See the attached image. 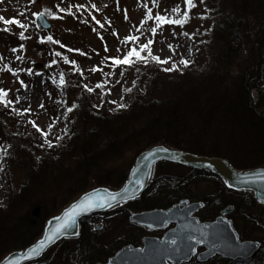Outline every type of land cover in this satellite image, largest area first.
Here are the masks:
<instances>
[{"label": "trees", "instance_id": "16d2710c", "mask_svg": "<svg viewBox=\"0 0 264 264\" xmlns=\"http://www.w3.org/2000/svg\"><path fill=\"white\" fill-rule=\"evenodd\" d=\"M174 8L177 6H173L170 12L165 10L164 16L178 18ZM239 12L253 15L257 20L256 39L258 47L264 50V0H236L234 15ZM234 20L233 15L227 18L229 23L234 24ZM8 27L13 31L12 25ZM31 34L40 40L45 36L36 27ZM9 39L15 40V36ZM16 39L22 40L20 35ZM234 39L241 37L234 33ZM126 40L128 38L123 41L125 55L132 48L140 50L142 45L137 40L125 43ZM38 46L44 48L42 44ZM197 50L199 48L195 45L189 66L182 72L165 71V65L157 64L147 57V52H141L147 62L137 61L131 67L122 66L117 72H133L139 79V86L145 87V94L138 88L123 102L126 107L113 109L107 104V93L104 95L105 104L98 108L92 105V92L82 78V59L76 55L70 70H64V84H60L59 89L74 93L76 85L82 98L80 102L74 101L67 106L68 110L72 109L68 111V123L60 139L50 143L51 147L47 142H39L35 128L23 115L13 111L15 101L12 97L6 98L12 101L8 107L0 104V155L6 162L5 167H0L4 173L2 190L6 201L0 203V263L8 255L23 251L38 241L49 222L81 195L101 187L120 188L140 153L154 146L224 158L238 170L264 167V78L259 76L264 69V54L258 62L255 83L246 84L244 75L228 83L229 77L221 70L220 63L225 57L222 55L213 70L204 68V76L195 85ZM64 51L53 50V58L60 61L59 64L73 56V52ZM255 87L259 88V100L253 105L251 90ZM67 102L59 99L54 105L57 108ZM7 119L17 120V130L6 128ZM208 143H212L209 148ZM129 149L136 154L134 162L118 178L102 177L105 166L125 155ZM163 163L188 169L190 173H167L153 181L141 197L123 206L146 211L168 209L183 198L201 200L205 206L197 216L202 222L215 220L219 212L233 206L228 217L240 238L261 244L255 255L239 260L216 256L208 262L193 259L184 264H264V206L254 194L228 187L209 171ZM199 173L207 174L206 179L214 186L212 191L200 197L191 195L186 189ZM21 178L22 182L17 183ZM56 188L60 193L51 194ZM60 196L66 198L58 205ZM216 196H220L219 205ZM103 214L109 215V223L119 220V225H124L122 227L128 228L130 233L111 243L107 231H96L97 215H92L80 221L79 235L73 239L74 245L69 251L64 252L70 239L62 240L33 264H58L60 261L61 264H105L123 247L122 244H139L142 228L129 222L127 209L120 207ZM52 252L57 257L51 259Z\"/></svg>", "mask_w": 264, "mask_h": 264}, {"label": "rangeland", "instance_id": "374dc122", "mask_svg": "<svg viewBox=\"0 0 264 264\" xmlns=\"http://www.w3.org/2000/svg\"><path fill=\"white\" fill-rule=\"evenodd\" d=\"M194 3L196 6L188 12L191 13L189 22L183 27L164 25L163 28L157 30L156 34H153L150 29L156 27V22L154 19L148 20V11L151 10L155 17L157 14L164 15L165 10L170 12L173 6H177L181 10L182 16L184 12L188 11L185 0H35L34 3L33 0H0V16L5 19H17L26 25V29H21L13 24V31L0 30V57H2L0 59V89L8 92L7 98L14 99L16 113L23 115L27 123L32 126L33 122L35 123L36 127H33L37 131L39 142L54 143L60 139V135L68 123L69 110L67 106H70L74 101L80 102L82 98L80 89L76 85H74V89H76L74 93L59 89L61 74L73 65L76 55L82 59V78L88 85L87 88L92 92L93 106L97 108L102 106L106 93L108 94L107 104L112 109L121 106L127 97L138 88L142 90L143 95L145 94V87L139 86V79L133 72L125 73L123 70L117 72L126 65H115L114 67L112 63L113 59L126 57L123 41L129 37H139L137 41L141 45L152 40V54L159 56L161 60H169L170 63L163 64L166 68H171L175 64L179 69L178 72H182L186 68L179 61L183 59L190 62L194 55L193 48L196 45L199 48L197 50L199 56L195 85L199 84V79L204 76L202 74L205 72H203L204 68L213 70L219 65L217 61L220 62L219 57L222 55L225 57L220 63L221 70L229 77L227 78L228 83H232L242 75L246 77V84L255 83L254 79L257 76L255 72L259 71L258 62L264 54V50L258 47L256 39L257 20L252 17L253 15H243L241 12L235 16L236 0H194ZM69 11L72 15L67 14ZM40 13H46L45 15L53 25V31L50 34L41 31L45 34L42 40L31 34L32 30L37 28L36 18ZM230 15L235 18L234 24L229 23L230 21L227 22ZM4 27L6 25L0 22V29ZM20 31L26 38L17 40ZM38 31L40 30L38 29ZM234 33L241 39L232 40ZM10 36H15V40H10ZM49 36L57 43L49 42L47 40ZM38 44H42L44 48ZM12 49H17V51L13 52ZM53 50L73 52V56L67 59L68 63H65V59H63L59 64L60 61L57 62L53 58ZM9 68L12 71H8ZM259 76L264 78V69ZM97 85H101V87H97ZM59 99L69 102H67L68 104L62 103L56 108L54 102ZM251 99L253 105L258 102V87L251 90ZM262 116L264 118V115ZM6 123V128L10 131L17 130L19 126L17 120L7 119ZM37 128L41 131H38ZM211 144L208 143L207 148ZM135 157L136 154L132 149H129L125 155L114 162L110 161L105 166L102 177L110 179L116 176L118 178L134 162ZM5 166V157L0 155V167ZM0 172V203L5 204L2 190L4 186L3 169H0ZM167 173H171V175L187 174L190 173V170L163 162L158 163L153 170L149 186ZM207 177V174L199 173L195 181L187 184V191L191 195L197 194L196 196L212 191L214 186L209 179H206ZM22 180L23 178L17 183ZM58 193L60 192L57 188L51 191V194ZM65 198L66 196H60L58 205ZM216 199L220 200V196H216ZM188 200L191 201V199ZM177 203L179 202H175L174 205ZM120 207L127 209L129 222L130 212L145 211L130 210L123 205L112 209ZM103 213L95 214L97 215L95 229L98 232L107 231L111 240L108 241L112 243L126 233H130L127 231L128 228L122 227L124 225H119V220L109 223L107 220L109 215ZM99 225H101L100 229H98ZM173 226L171 224L167 228L159 230L140 226L143 231L141 230L139 244L133 246L142 248L144 237L162 238L164 233ZM77 233L67 238L70 240L64 252L72 248L73 239L79 235V231ZM122 246L124 245L122 244ZM204 249L205 247L201 246L198 252L204 251ZM57 251L59 250L56 248V253ZM56 253L52 252L51 259L57 257ZM193 259H197V257L194 256ZM58 264H61V261Z\"/></svg>", "mask_w": 264, "mask_h": 264}, {"label": "water", "instance_id": "95a60500", "mask_svg": "<svg viewBox=\"0 0 264 264\" xmlns=\"http://www.w3.org/2000/svg\"><path fill=\"white\" fill-rule=\"evenodd\" d=\"M41 14L37 15L36 25L39 30L50 34L53 31V25L45 14L43 16ZM160 149H167L168 151L161 152ZM153 152L156 153L155 156L152 155ZM164 161L215 173L228 187L252 191L255 199L264 205V177L254 175L264 172V167L247 171L238 170L224 158L199 156L158 145L143 151L137 157L123 186L117 190L101 187L81 195L49 222L38 241L23 251L8 255L0 264H33L58 242L76 234L83 218L113 208H96L83 213L78 216L76 226L66 230L65 235L42 249L39 254L30 255L31 250L39 247L41 241H47L48 236L63 222L65 213L70 211L82 198L90 195L123 194L125 190H127L128 198L120 200L118 206L139 198L148 189L154 167ZM216 204H220L219 199L216 200ZM203 207V202H191L184 199L167 210L154 209L130 212V222L133 224L157 230L165 229L171 224L174 227L168 229L162 239L144 237L142 248L132 245L121 248L106 264H184L190 262L194 256L200 262H208L217 255L229 260H238L251 258L260 249L261 244L259 242L241 240L233 222L228 218L233 212V206H228L222 210L214 221L204 223L195 216ZM100 228L101 225L98 226V229ZM172 241H175V244ZM196 241H200V243H196ZM201 246H204L205 250L198 252Z\"/></svg>", "mask_w": 264, "mask_h": 264}, {"label": "snow or ice", "instance_id": "6c2138e0", "mask_svg": "<svg viewBox=\"0 0 264 264\" xmlns=\"http://www.w3.org/2000/svg\"><path fill=\"white\" fill-rule=\"evenodd\" d=\"M35 0H33V3ZM185 3L187 5V10L186 12L183 13L181 16V10L177 7L173 9V12L175 13L176 17L178 18H173L170 16H164V15H159L157 14L155 17H153L151 10L148 11V20H155L156 22V27H153L150 29V31L153 34H156L158 29L163 28L164 25H177L180 27H183L186 23L189 22V15L188 12L192 10L196 5L194 3V0H185ZM61 11H64V9H61ZM46 13H42L41 16H43ZM68 15H72V13L69 11L67 13ZM40 18V17H38ZM54 18H60V17H54ZM93 19H95L93 17ZM0 22H2L6 27L3 29H0L2 31H10V28L7 26L15 24L21 29H26V25L21 23L17 19H5L4 17L0 16ZM99 23V21H97ZM103 27V25H101ZM184 35H187V33H184ZM21 39H25L26 37L23 35V32L20 34ZM49 42L52 43H57V41H54L51 36L47 38ZM139 40V37H130L128 40L125 41V43H129L131 41H136ZM44 42V41H41ZM153 41L149 40L147 43L143 44L140 47V50L137 51L136 48H132L126 55L124 59H113L112 63L114 65L120 66V65H128L131 67L134 63L137 61H143L147 62V58L144 56H141V52H147V57H150L152 61L156 62L157 64H167L170 63L169 60H161L159 56H154L151 51V45ZM107 51V48L105 49ZM13 52L17 51V49H12ZM83 54V53H81ZM57 56L60 55V53H56ZM135 58V59H133ZM2 59V57H0ZM19 59V57H18ZM65 62L67 63V59L65 58ZM179 63L183 64L184 67L189 66V61L188 60H180ZM8 71H12L10 68L7 69ZM94 71L97 69H93ZM165 71H178L179 69L176 67L175 64L172 65L171 68H166L164 69ZM21 84L23 82L21 81ZM60 84H64L63 80V74H61V79H60ZM97 87H101V85H97ZM91 91V90H90ZM8 92L0 89V104H3L5 107H8L11 105L12 101L7 100ZM121 107H126V105H121ZM15 111V109H13ZM69 111H72V109H69ZM33 126L36 127L35 123L33 122ZM38 131H41L39 128H37ZM43 134V133H42ZM49 146L51 147L52 145L49 143ZM159 151L161 152H167V149H160ZM6 154V153H4ZM153 156L156 155L155 152L152 153ZM151 158V157H149ZM254 175L264 177V172H259L255 173ZM142 183V182H141ZM128 198L127 190L123 194H109L107 196H87L85 198H82L81 201L77 202L70 211H67L65 213V217L63 218V222L55 229V231L50 234L47 238V241H41L39 247L33 248L31 250L30 255L34 254H39V252L47 247L49 244L54 243L56 239L60 238L61 236L65 235L66 230L73 228L76 226V221L78 216L82 215L83 213L92 211L96 208H104V207H115L118 206L120 200ZM78 234V233H77ZM191 239V238H189ZM173 244H175V241H172ZM196 243H200V241H196Z\"/></svg>", "mask_w": 264, "mask_h": 264}]
</instances>
